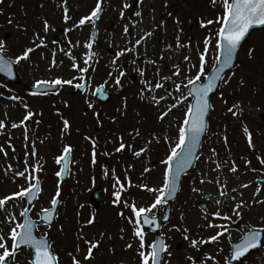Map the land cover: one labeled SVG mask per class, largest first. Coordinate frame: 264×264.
I'll use <instances>...</instances> for the list:
<instances>
[{"label": "rangeland", "instance_id": "obj_1", "mask_svg": "<svg viewBox=\"0 0 264 264\" xmlns=\"http://www.w3.org/2000/svg\"><path fill=\"white\" fill-rule=\"evenodd\" d=\"M97 2L67 0L69 19H65L64 0H0L2 52L16 62L23 86L20 92L24 94L18 96L15 105L8 101L10 95L0 89V120L6 125L0 129V145L7 152L5 155L0 151V198L28 187L26 177L31 173L38 177L42 186L31 212L32 218L37 220L43 209L51 207L58 190L60 193L61 204L53 227L40 225L38 230L39 235L50 239L60 264H74L73 256L80 264H141L140 239L134 235V229L139 225L134 223L136 217L131 204L135 202L137 209L148 207L159 194L148 189H162L166 171L163 161L178 142L179 129L191 99L188 97L173 108L163 120L159 117L175 102L173 95L178 97L181 92L187 95L188 86L184 85L198 72L200 54L208 36L212 37V42L208 45L201 81L205 82L207 74L216 65L220 28L216 21L223 15L224 8L222 0H215V3L213 0H105L100 22L102 34L89 72L84 62L91 39L86 25L89 21L83 25L79 21ZM125 3L128 8H124ZM137 12L141 15H136ZM208 20L213 23L202 26L201 22ZM125 25L129 27L128 33L124 32ZM57 28L68 31L61 49L51 44ZM146 32L156 34L159 47L151 43L154 48L145 51L142 44L149 43L148 37L139 45L135 44ZM5 33L11 34L7 41L3 39ZM133 45L137 46L136 54L132 51ZM28 48L34 49L29 57L17 62V57ZM126 48L131 51H125L113 63L115 54ZM166 49H171L172 53ZM144 53L151 56V64L140 65L138 56ZM185 56L189 59L185 60ZM123 63L129 64L130 75L122 87L131 94L120 101L116 111L110 109L106 124L99 132H94L93 127L99 126L93 118L94 112H85V108L90 107L88 100L73 97L74 86L80 84L88 72L98 78L93 80L94 86L109 80V73L115 74L116 78L122 72ZM74 64L78 67H73ZM81 68L88 71L82 73ZM168 75L173 83L164 79ZM46 76L47 79L73 80L71 85L63 84V93L54 100L58 104L57 115L56 105L51 103L48 107L39 100H30L23 91L33 80L42 81ZM145 80L153 86L159 82L163 87L148 91L143 83ZM110 82L109 89L114 93L118 87L113 80ZM178 83H181L180 92L175 89ZM141 89H145L143 94ZM154 95L166 99L157 104L152 99ZM126 100L132 104L131 108L125 107ZM233 105L238 107L233 108ZM212 106L210 134L207 130L197 164L184 178L180 193L172 202L170 220L160 231L169 246L163 264H227L232 242L242 239L251 231L250 227L264 228V184L258 182L264 178V164L260 162L264 159V30L254 32L245 43L235 69L224 76L218 93L212 98ZM124 108L130 116L123 114ZM29 111L33 115L24 124L11 126L19 124ZM64 120L69 121L68 128H65ZM85 127L88 128L85 130ZM245 127L251 131L254 148L249 146ZM122 142L125 147L116 151ZM66 146H71L72 165L70 177L62 185L58 181L60 163L57 158L64 154ZM33 150L35 155H32ZM137 152L140 155L137 156ZM208 152L213 162L220 164L219 168L211 167V161L206 157ZM233 166L235 172L231 171ZM25 169L28 170L25 177L15 175ZM117 177L125 186L123 190L117 184ZM99 186L102 187V202L96 210L90 205L89 198ZM257 188H260L259 193ZM235 189L238 192L233 193ZM116 191H121L119 203H113ZM221 191L226 192V196H221ZM240 201L244 204L240 215H236L232 209ZM25 207L24 198L13 197L0 209V231L5 234L8 247L11 242L8 234L15 223L22 222L21 212ZM167 209V204H161L148 215L162 217ZM218 209L221 217L213 215ZM9 216H14L15 221L10 222ZM225 216L231 219H225ZM90 220L92 223H88ZM210 222L221 227H208ZM221 231L223 235L217 241L199 243L195 248L190 244L191 239L207 241L208 237ZM143 232L145 250H150L149 245L156 240V234L146 229ZM185 235L189 239H185ZM97 241V250L89 257V249ZM129 244L132 245L130 248ZM29 256L30 252L21 253L18 264H26ZM243 264H264V248L246 258Z\"/></svg>", "mask_w": 264, "mask_h": 264}, {"label": "snow or ice", "instance_id": "obj_2", "mask_svg": "<svg viewBox=\"0 0 264 264\" xmlns=\"http://www.w3.org/2000/svg\"><path fill=\"white\" fill-rule=\"evenodd\" d=\"M215 3V0H213ZM224 13L221 17H218L216 23L220 24V28L218 30L217 36L219 39L217 40V51L219 55L216 57L219 67L217 68L214 75H211L208 77L207 82L201 81V76L205 74V65L207 61L205 60V56L207 55L208 51V45L212 42V37L208 36L205 38V49L200 54V64L197 74L194 77H190L187 79V85H191L192 87L188 89L187 95H184L182 92L180 96L173 95V99L175 100L174 103H172L171 107H169L166 111H164L161 116L159 117L161 120L164 119L165 116L169 114V112L172 111L173 108H176L179 104L183 103L184 101L188 100V97L191 96L193 98L192 102L188 104L187 111L185 113V117L183 119V125L179 129V139L178 142L175 144L174 147L171 148L170 154L167 156L166 160L163 161L166 165V171H165V180L162 189H151L149 188V191H155L159 194L155 196L154 202L149 205L148 207H139L137 209L135 202L131 204V208L133 212L135 213V221L134 223L136 225H139L134 229V235L136 237H139L140 239V251L139 256L141 257V264H161L162 262V254L167 252L168 244L165 243L163 239H160L158 241H154L149 245L150 250H145V233L143 232V225H152L155 222V215H148L149 213H152V210L155 209L158 205H161L162 203H166L165 197L167 195H171L175 193L176 191V181L173 177V163L175 162V168L177 174L179 172L183 171V169L190 165L192 162V156H193V148L196 147V145L200 141V136L203 132H205L207 127V122L205 120V116L208 113V109L210 107L209 103V93L213 91V89L216 87V82L218 80H223L221 77V73L226 67H230L233 55L236 52V49L240 46L241 41L244 40L245 36L248 34L249 29L254 25H264V0H222ZM65 4V19H69L67 16V0H64ZM129 5L127 3L124 4V8H128ZM102 12V6L100 0H98L95 8L92 10L90 15L83 17L79 24L83 25L86 21H91L93 24H95V21L99 19V14ZM124 13L121 11V17H123ZM136 15H141V13L137 12ZM179 23V21H177ZM206 24H212V20L208 21H202L201 24L204 26ZM45 28L48 26L47 20L44 21ZM129 27L128 25H125L124 32L128 33ZM151 32H146L140 39H137L135 41L136 45H139L142 40L146 39L147 37L151 36ZM179 40V38H177ZM43 41H41L42 43ZM92 43H88L87 47L89 49L92 48ZM179 46V44H178ZM39 47V44L37 45ZM169 47H171L169 45ZM34 49L28 48L26 49L23 54L19 57H17V62L22 59H27L29 57V53H31ZM3 51V45L0 44V52ZM125 51H131V48L122 49L118 53H116V58L113 60V63L116 62L117 59H119L120 56L124 55ZM251 55V51L249 53ZM222 57V59H221ZM92 58V54L88 55V59ZM185 60H188L189 57L185 56ZM87 64V60L85 61ZM73 67H78L77 65H73ZM192 67H196V65H192ZM82 73L87 72V68H81L79 69ZM191 69H189L190 71ZM0 71H8L10 72V64L2 57L0 56ZM176 74H179V67L177 66ZM111 76V73L109 74ZM125 73L121 72L119 76L115 78V84L118 86L121 85V77L124 76ZM164 79H167L165 77ZM197 81H201L200 83H197ZM227 82V81H223ZM73 83V80H63L60 78L55 79L54 81H38L37 87L43 85V84H53V85H61V84H69L71 85ZM143 83L147 86V90L151 91L153 90V87L156 89L162 88L163 84L157 82L153 86L149 81L145 80ZM183 83V82H181ZM181 83H178L175 85V89L177 92L181 91ZM243 83V81H241ZM187 85H184L187 87ZM76 87H81V85L77 84ZM97 91H101L100 89H97ZM145 89H141V93L143 94ZM152 99L159 104L160 101L165 100V96L156 97L155 95L152 97ZM126 106V105H125ZM28 105H25V108H27ZM238 107L237 105H233V108ZM229 111H232V108L229 109ZM33 113L29 111L27 115L20 121L19 124L13 123L11 126L13 128L19 127L20 125L24 124L26 120H28ZM233 115H236L235 112H233ZM5 123L3 120H0V129L5 128ZM64 126L65 128L69 127V121L64 120ZM245 133L248 137V142L250 147H254V144L252 142V134L251 131L245 127L244 128ZM27 132V130H26ZM139 135V132L136 133ZM225 141H227V137H225ZM10 143V141H9ZM125 147V144L122 142L120 144V147L116 149V151H120ZM0 151H4L3 145H0ZM141 152L144 151V149L140 150ZM214 151V150H213ZM63 152L65 155H62L57 158V163H60L61 161L64 162L65 168L64 170H68V156L71 152V146H66L63 149ZM4 154L7 155V152L4 151ZM32 155H35V150H33ZM136 155H140V152H137ZM95 156V153H94ZM262 164H264V159H261L260 161ZM11 168V165L8 166ZM36 170H39V165H36ZM220 167V164L217 163V168ZM28 171L25 169V171H19L16 172L15 175L19 177H25V173ZM145 171H149V169H145ZM231 171L235 172L236 167L233 166L231 168ZM61 173H57L59 176ZM26 179L29 182L28 187H21L20 191L12 193L9 196H5L3 198H0V209H2L6 202L11 200L13 197H20V198H27L29 201L36 199V192L40 190V184L38 177L32 176L31 173L28 174ZM117 184L119 185V188L121 190L124 189V185L119 183V178L117 177ZM35 180V183H32V181ZM204 181L201 180V183ZM218 182V181H217ZM128 186L131 187V181L129 180ZM142 187L147 188V185H142ZM244 187H247V185H244ZM257 193L260 192V188H257ZM57 196L60 195L59 190L57 191ZM113 195L116 197V199L113 201V203H119L120 202V196L121 191H116L113 193ZM221 196H226V192L221 191ZM52 205L55 206L57 204V200L53 198L51 201ZM217 203H220L219 201ZM244 204V201H240L235 205V208L232 209L233 212H235L236 215H240V209L242 208V205ZM125 205L128 206V202L125 201ZM55 211V208L53 209H43L44 212V220L46 223H49L50 226V217L52 216L53 212ZM28 208H24V210L21 212V216L25 217L22 223H15V226L11 228L10 233L8 234L12 240L11 249H9L7 245V240L5 238V234L0 231V249L3 251L0 252V264H9V258L14 257L17 249L20 247V245H28L32 247L33 249V259L31 264H58V257L57 255L51 250L50 245L48 241L44 239H38L36 235L33 233L34 229V223L31 217L28 215ZM123 215V213H121ZM216 217H221V210H217L215 213H213ZM167 218V217H165ZM225 219H231L230 217L225 216ZM10 222L15 221L14 216L8 217ZM130 222H132V218L129 217ZM141 220L143 221V224H141ZM88 223H92L90 220ZM177 227V226H173ZM208 227H221L219 225H214L211 222L208 224ZM185 233H187V229H184ZM226 231V229H225ZM223 235V232H217L215 235H212L208 237L207 241H197L195 239L190 240V244L192 247H197L199 243H206L209 241H217L221 236ZM260 233L256 231H249L248 234L242 239V242L235 245V256L234 258L243 257L245 253L249 251V249L256 247L260 243ZM185 239H189L187 235H185ZM98 241L91 245V248L89 249L88 256L91 257L92 255V248H95L98 246ZM132 245L129 244L128 247L130 248ZM168 255H171V253H168ZM88 258V257H86ZM214 258V257H210ZM189 259H192L191 257ZM74 264H80V261L76 259L75 256H73Z\"/></svg>", "mask_w": 264, "mask_h": 264}, {"label": "water", "instance_id": "obj_3", "mask_svg": "<svg viewBox=\"0 0 264 264\" xmlns=\"http://www.w3.org/2000/svg\"><path fill=\"white\" fill-rule=\"evenodd\" d=\"M263 28H264V25H254V26H252V27L249 29L248 34L245 36L244 40L241 41L240 46L236 49V52H235L234 55H233V60H232L231 66H230V67H226V68L223 70V72L220 74L221 77H223L224 74H225L227 71L232 70V69L234 68L235 63H236V60H237V55H238V53H239V51H240L242 45L244 44V42L250 37L251 33H252L254 30H257V29H263ZM60 35H61V34H60ZM9 37H10L9 34H7V35L5 36L6 39L9 38ZM59 37H60V36H59ZM0 56L3 57V55H2L1 53H0ZM3 58H4V57H3ZM4 59L10 64V69H11V71H10V72H8V71H0V75H1L3 78L7 79V80H11V81H13V82H15V83H19V82H20V79H19V76H18V74H17V72H16V70H15L14 64L11 63L8 59H6V58H4ZM221 59H222V57H221ZM218 67H219V63H218ZM218 67H217V68H218ZM217 68L214 69V70L212 71V73L210 74V76L215 74ZM207 79H208V78H207ZM220 81H221V80H218V81L216 82V87L213 89L212 92L209 93V103H210V98H211L212 94H214V93L217 91ZM206 82H207V81H206ZM197 83H199V82H197ZM44 86H46V85H41V86H39L40 91H42V88H43ZM191 87H192V86H191ZM99 92H102V90L99 91ZM210 109H211V104H210V107H209V109H208V113H207V115L205 116V120H206V122H207V120H208V115H209ZM206 128H207V127H206ZM205 132H206V130H205ZM205 132H203V133L201 134L199 143H198V144L196 145V147L193 148V150H192V151H193V156H192V162H191L190 165L186 166V167L183 169V171H181V172H179V174H177V172H176V168H175V162L173 163V177H174V179H175V181H176V191H175V193H173V194H171V195H167V196L165 197V199H166V203L171 202V201H173V200L176 198L177 194H178L179 191H180V184H181L182 177H183L185 174H187V173L190 171V169L195 165V163H196V161H197V158H198V153H199V151H200L201 144H202V141H203V138H204V135H205ZM64 168H65V164H64V162H63V171H62V174H61V181H62V182H65L66 177H67V174H68V170L65 171ZM68 169H69V156H68ZM39 192H40V190L36 192V199H37V197H38ZM36 199L31 200V201L28 200V210H29V212H30L31 207H32V206L34 205V203L36 202ZM56 200H57V204L53 207V208H55V211L53 212L52 216L50 217V225L53 223V221H54V219H55L57 206H58V204H59V199H56ZM100 200H101V189H98V190H96L95 193L93 194L92 199H91V203H92L94 206L98 207V206H99V203H100ZM29 212H28V215H29ZM169 216H170V209H169V211L167 212V215L165 216V217H167V218H164V219H155V222L153 223V224H154V227H152V225H144V226H145L146 228H149L150 230H152V231H154V232H157V231H159V229H160V224H161V223L166 224V223L168 222ZM24 218H25V217H24ZM41 220H42L45 224L49 225V223H46L45 220H44V212L41 213ZM141 221H142V220H141ZM33 223H34L33 233H34V235H36V232H37V224H36L35 222H33ZM142 223H143V221H142ZM253 231H254V230H253ZM259 233H260V237H259V239H260V243H259L256 247H253V248L249 249V251H248L247 253H245V255H244L243 257L248 256L250 253H252V252H254V251L260 249L261 241H262L263 236H264V230L259 231ZM37 238H38V239H41V238H39V237H37ZM42 239H44V238H42ZM160 239H162V238L159 237L158 240H160ZM44 240L48 241L47 239H44ZM240 243H241V242H240ZM27 246H28V245H20V247L17 249V251H19L21 248H23V247H27ZM234 248H235V245H234ZM162 255H163V254H162ZM234 256H235V251H234V255H233V257H234ZM243 257L233 258V260H231L230 262H234L235 259L241 261V260L243 259Z\"/></svg>", "mask_w": 264, "mask_h": 264}, {"label": "flooded vegetation", "instance_id": "obj_4", "mask_svg": "<svg viewBox=\"0 0 264 264\" xmlns=\"http://www.w3.org/2000/svg\"><path fill=\"white\" fill-rule=\"evenodd\" d=\"M156 38H157V36L156 35H153L149 40H148V44H145L146 43V41H145V43H143L142 45H143V47L146 49L145 51H149V50H152L154 47H152L153 45L157 48V47H159V42H156ZM155 41V42H154ZM151 43L153 44L152 46H151ZM152 47V48H151ZM155 48V49H156ZM133 51L134 52H137V47L136 46H134L133 47ZM144 56H146L147 57V60L145 59V58H143ZM150 57V58H149ZM93 59V57L91 58V59H88V64L90 65L91 64V60ZM140 60H142V61H147V62H150L151 60H152V58H151V56H149L148 54H146V53H144V54H141L140 55ZM91 68V67H90ZM128 76H122L121 77V83H123L124 81H125V79L127 78ZM167 78L172 82V78H171V76H167ZM42 81H49V82H51V81H54V79H47V76L45 77V79H43ZM37 80H33V82H32V84H30V85H27V86H25V89H23V91L25 90L26 92H28L29 91V88L30 87H32V86H34V85H36L37 84ZM89 84H90V79H88V86H89ZM51 85V84H50ZM59 86V91L57 92V93H52V94H46V95H26V96H29V99L30 100H39V101H41V102H43L44 103V105H47L48 107L50 106L49 104H47V102H49L50 100H58V96L63 92V84H61V85H58ZM23 88V86H16V85H7V91H10V93L12 94V95H15V96H19V95H21V92H20V89H22ZM91 92H92V90H91ZM88 93V87H87V89H86V91H85V93L84 94H82V95H80V96H78V95H74V94H72L73 95V97H84V96H86V94ZM71 96V95H70ZM124 96L123 95H121V94H115L114 96H112V98H111V100L108 102V103H102V102H100V101H98V100H96V98L95 97H93L94 98V100H95V103H92V102H90L91 104H94L95 106H97V108H96V112H95V121L97 122V124L100 126V127H103L105 124H106V121H105V118L108 116V112L110 111V109L111 108H116V106L118 105V103L120 102V100H121V98H123ZM84 98H91V95H88V96H86V97H84ZM115 102V104H113ZM85 112L86 113H90V109L87 107V108H85ZM123 113H126V110H124L123 111ZM88 127H85L84 129L86 130ZM83 129V130H84ZM93 129H94V132H99V128L97 127V126H95V127H93ZM85 133H87V132H85ZM259 182V184H262V183H264V181H258ZM236 192H238V190H233V193H236ZM263 248V247H262ZM26 251H28V250H26ZM14 264H17V261H16V259H15V262H14ZM26 264H30V262L29 261H27V263Z\"/></svg>", "mask_w": 264, "mask_h": 264}, {"label": "bare ground", "instance_id": "obj_5", "mask_svg": "<svg viewBox=\"0 0 264 264\" xmlns=\"http://www.w3.org/2000/svg\"><path fill=\"white\" fill-rule=\"evenodd\" d=\"M159 92H160V94H162L161 90H159ZM208 155H209V156H206V157L211 161V167H213V168L216 167V166H217V163L213 162V159L210 158V157H211V156H210L211 153L208 152ZM207 158H206V159H207Z\"/></svg>", "mask_w": 264, "mask_h": 264}]
</instances>
